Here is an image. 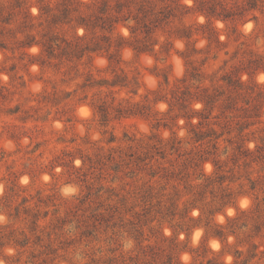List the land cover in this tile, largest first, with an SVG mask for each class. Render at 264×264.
Listing matches in <instances>:
<instances>
[{"label":"rangeland","instance_id":"374dc122","mask_svg":"<svg viewBox=\"0 0 264 264\" xmlns=\"http://www.w3.org/2000/svg\"><path fill=\"white\" fill-rule=\"evenodd\" d=\"M81 1L85 4H78L79 11L72 15L74 21L64 27L69 37L75 33H85L83 27L76 25L75 18L79 14H95V0ZM40 2L0 0V6L8 14L14 11V4L19 3L32 14H38L37 4ZM183 2L195 5V0ZM23 20V14L15 9L11 24L3 23V38L8 49L0 48V89L6 95L5 98L0 97V237L15 230L16 236L22 238L24 235L21 233L24 231L31 238L32 247L25 250L5 245L1 249L0 264H33L32 261L35 264H137V261L143 264L147 259L152 260L151 253L147 257L142 255L146 245L151 246L146 250L155 252L156 262L151 264H163L169 254L173 257L171 264H264V206L259 213L253 212L254 196L247 192L246 179L247 171L251 172L252 177L259 175L257 164L249 168L242 165L235 167L237 177L243 176L231 186L238 193L242 189L240 185L245 184L243 190L246 191L237 194L234 204L222 203L218 197L208 193L205 200L198 202V206L185 212L184 203L192 199L193 195H184L182 183L179 213L172 219H161L159 215L151 222L150 216L143 215V203L136 200L138 192L149 181L147 171L138 176L121 172L114 179L116 173L113 162L104 159V164L92 168L88 162L84 164L81 157L89 155L95 158L99 153L106 156L118 150L119 146L125 150L131 147L135 150L147 143L161 141L166 144L174 138L183 140L187 152L193 149V152L197 151L186 141L189 137V122L198 123L199 118L195 116L189 120L183 116L185 111L177 107L171 109L169 102L164 99L156 103L154 99L164 96L170 98L171 91L180 84L179 80L190 67L203 72L207 85L219 87V80L226 72L234 67H243L253 55L264 58L263 15L257 29L254 21H248L252 22L249 28H245L248 22L238 23L235 30L230 22L227 24L214 19L217 42L215 37H207V28L199 27L207 23V18L199 12H193L183 21L177 20L171 28L176 30L184 22L199 30H195L197 33L190 41L173 35V47L169 54L163 50L168 34L159 31V43L155 47L159 51L157 56L138 55L126 48L119 63L110 62L104 55L93 54L81 62L66 61L58 66L45 67L31 62L32 56L40 50L37 46L16 48V39L24 38L18 31ZM10 29L13 34L9 32ZM118 32L129 35L128 28L122 25ZM114 70L125 72L130 79L135 78L138 85L114 91L109 86L87 85L89 78L111 80L115 76ZM263 75L264 70L255 75V81L261 85L255 88L257 92L264 90ZM166 77L169 78L168 83L165 82ZM242 80L251 86L255 85L247 73H242ZM134 86L138 87L137 95L129 91ZM112 95L118 99L116 103L122 99L141 100L144 103L148 95L152 113L150 116L112 118L110 122L103 123L93 103H98L100 97L111 101ZM237 100V109L233 113L236 115L235 121L251 114L253 117L250 120L256 122L244 131L245 137L250 139L246 145L254 149L257 140L260 141L259 138L264 136V105L257 112H246L243 96ZM202 107V103H195L192 110L197 111ZM193 111L190 110L189 114ZM157 120H160V125H157ZM237 134L236 129L230 134L225 132L219 139V150L223 151L227 147L232 154L238 140ZM229 138H232V143L228 141ZM177 158V154H173L165 160H159L166 165L172 160L178 167H183L181 164L185 157ZM225 158L222 155V159ZM73 166L81 168L80 172H76ZM230 167H233L231 161L227 168ZM200 170L212 174L215 166L211 161H206L199 168L188 167L184 172L189 173L188 179L193 184H199L203 179H194ZM214 189L215 194L220 192L219 188ZM169 190L172 191L171 186ZM114 192L127 197L125 205L118 203ZM258 194L261 199L262 191ZM50 198L54 202H50ZM100 204H103L101 211L112 205L120 206L125 223H128V218L134 222L141 219V234L134 232L131 224L114 230L103 228L96 235L95 231L88 233L91 229L89 225L95 221L92 215ZM18 205H21V214L15 218L10 214L15 212ZM24 208L30 209L32 213L40 211L41 216L49 212L46 219L40 220L41 226L36 233L31 231L32 213H25ZM240 210L246 212L240 213ZM136 211L142 214L133 217ZM238 215V219H232ZM57 218H65L66 222L61 230L51 235L52 247L56 251L47 254L41 245L49 243L48 234L52 232L50 225ZM257 223H262L260 230L255 227ZM221 227H224L223 237L217 235ZM231 230H235V233ZM36 235H41L43 239L40 244L33 243ZM32 252L37 257L33 258ZM121 254L125 256L119 257ZM114 256L118 258L111 261ZM130 256H138L139 259L130 260Z\"/></svg>","mask_w":264,"mask_h":264},{"label":"trees","instance_id":"16d2710c","mask_svg":"<svg viewBox=\"0 0 264 264\" xmlns=\"http://www.w3.org/2000/svg\"><path fill=\"white\" fill-rule=\"evenodd\" d=\"M78 4H85L81 0H41L37 4L39 13L32 14L29 9L23 8L21 4H14L13 10L18 9L23 14L24 20L18 27V31L24 35L23 39L17 38V49H28L37 46L40 50L37 54L32 56V63H37L41 67L58 66L63 62H81L86 56L91 57L93 54L104 55L110 62H121L122 53L128 48L136 54H151L157 56L158 52L155 47L159 43L157 33L162 31L168 34V40L163 46L166 54H169L173 47V35L190 41L195 35L194 25H187L184 22L181 27L176 30L172 29V24L177 20L183 19L193 13L199 12L207 18V23L200 25L201 28H207V37L209 39L218 37L215 35L214 19H220L227 24L230 22L231 26L236 30L238 23H246L254 21L255 29L261 25V15L264 17V0H195V5L190 6L183 2V0H95V14L85 16L79 14L75 18L78 27H83L85 33H75L74 36L69 37L64 27L71 25L74 21L72 16L79 11ZM13 12L5 14L4 8L0 6V48L8 49V44L3 38L4 25L3 23L11 24L13 20ZM125 26L129 30V35L118 32L119 26ZM34 31H37L36 33ZM12 34V29L9 30ZM206 33V31H203ZM14 49V48H10ZM25 54V52H24ZM260 70H264V58L261 56H251L243 67H234L231 71L226 72L219 81V87L209 86L206 82V77L203 72L195 67H190L188 72L182 77L176 88L171 91V97L166 96L155 98L156 103L159 100L169 102L171 109L177 107L179 110L185 111L184 117L192 120L195 116L199 118L198 123L189 122L190 129L188 130L189 137L187 144H192L197 151L187 152L184 148L183 140L174 138L170 143L149 144L147 143L142 148L133 150H125L118 147L108 155L97 154L95 158L89 155L81 156L83 163L88 164L93 168L104 164V159L113 162V169L116 173L114 179H117V174L138 176L140 173L147 171L149 181L147 185L143 186L138 192L136 200L143 203V215L150 216L151 222L161 215V219L170 217L174 218L179 213V204L181 200L180 185L183 183L186 194H192L193 198L184 203V211L189 212V209L198 206V202H202L207 198V194L211 193L218 197L222 203L234 204L237 194L244 193L245 184H241V190L236 193L233 190L231 183L241 179L243 175L237 177L234 170L235 167L241 165L245 168L251 167L253 164L259 166L257 177H252L251 172L247 171L246 179L248 180V190L254 196L253 212L259 213L264 206V136L257 140L254 149L246 145L250 140L246 138L244 131L256 122L251 121L253 117L251 114L235 121L236 115L234 110L237 109L238 98L243 96L245 102V111L257 112L264 105V90H255L257 86H261L255 81V75ZM115 76L111 79L92 80L89 78L90 86L104 87L109 86L111 90L129 89L131 85H138L135 78L130 79L125 72L119 73L114 70ZM242 73H247L255 82V85H250L242 80ZM169 78H165L168 83ZM134 95L138 94V87L134 86L131 90ZM112 92V91H111ZM114 93V92H113ZM0 97L5 98L6 95L0 89ZM146 102L141 100L122 99L126 102L118 100L116 96L112 95V100L109 101L104 97L98 99V103H93L96 112L101 116L103 123H108L112 118H122L132 115H147L152 113V106L149 103L148 95H146ZM195 103H202L203 107L197 111L192 110V105ZM193 111L189 114V111ZM218 113H215V111ZM257 115V114H256ZM242 117V116H238ZM160 120H157V125H160ZM167 125V123H165ZM235 125V126H234ZM233 129L238 131V140L235 142L236 146L232 154L229 153L228 148L225 147L223 151L219 150V139L227 133H232ZM230 143L233 142L229 138ZM167 145V146H166ZM193 153V154H192ZM177 154L178 158L185 157L181 166L169 160V165L165 160L169 155ZM189 155V156H186ZM222 155L226 158L222 159ZM177 158V159H178ZM211 161L215 170L212 174H206L202 170L196 175L194 180H202L199 184H193L188 172H184L188 167L194 169L199 168L202 163ZM233 163V167H228V162ZM73 162V159L72 161ZM180 166V165H179ZM76 172H80L81 168H77ZM228 182L226 185L225 183ZM171 186L172 191H168ZM215 187L220 189L218 194H215ZM196 188H198L196 190ZM263 197L260 199L258 192H261ZM118 197V203L125 205L127 202L126 196H120L119 193H113ZM42 201V200H40ZM50 202H54L50 198ZM83 202V200L81 201ZM54 205V204H53ZM21 205L15 208V218H19L21 214ZM103 204L95 208V221L89 225L91 229L88 233L98 231L104 228L114 230L117 227L125 228L126 224H131L134 232L141 234L143 224L141 219L139 222H134L128 218V223L124 222L123 212L120 211V206L112 205L101 211ZM132 207L130 211L133 209ZM25 213H30L31 210L24 208ZM154 212V213H152ZM240 213H245L246 210H240ZM32 213V212H31ZM138 211L132 214L133 217L140 216ZM49 212L46 211L41 216L40 211L32 213L31 231H36L41 226L40 220L46 219ZM259 214H257V217ZM118 217V219H117ZM240 215L232 218L238 219ZM65 218H57L52 222V232L48 234L49 243L41 245L45 247L44 253H53L55 248L52 247L51 235L56 234L57 230H61L65 225ZM256 229L260 230L262 223L255 225ZM221 227L217 233L219 237H223V229ZM127 229L126 231H131ZM3 232V231H1ZM235 233V230H231ZM24 235L22 238L16 236L15 230L4 233L0 237V253L5 245L13 247L25 248L32 247L31 238L22 231ZM43 239L41 235H36L34 244H40ZM146 245L143 248V256L147 257L151 253L152 260L144 261L143 264H151L156 262L155 252L146 250L150 248ZM22 251L19 252L21 254ZM239 254L242 252L238 251ZM33 258L37 255L32 252ZM124 254L119 257H124ZM118 258L114 256L111 261ZM130 260H138L137 256H130ZM172 255H168V260L163 264L172 263ZM19 260V259H18ZM125 261V259H123ZM32 261V260H31ZM46 261V260H44ZM136 262V261H135ZM33 264L34 261H32ZM139 263L138 261L136 262ZM104 264V263H102Z\"/></svg>","mask_w":264,"mask_h":264},{"label":"bare ground","instance_id":"6f19581e","mask_svg":"<svg viewBox=\"0 0 264 264\" xmlns=\"http://www.w3.org/2000/svg\"><path fill=\"white\" fill-rule=\"evenodd\" d=\"M252 26V22H248L246 25H245V28H249V27H251ZM264 76V75H263ZM262 76V77H263ZM260 79H262V78H260ZM82 111V110H81ZM87 113V112H86ZM232 211V210H231ZM214 242V241H213ZM215 243V242H214ZM218 243H219V241H218ZM217 244V243H216ZM220 246V245H219Z\"/></svg>","mask_w":264,"mask_h":264}]
</instances>
